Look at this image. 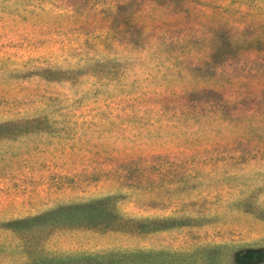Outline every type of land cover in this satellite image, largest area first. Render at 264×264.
<instances>
[{"label":"rangeland","instance_id":"obj_1","mask_svg":"<svg viewBox=\"0 0 264 264\" xmlns=\"http://www.w3.org/2000/svg\"><path fill=\"white\" fill-rule=\"evenodd\" d=\"M0 264H264V0H0Z\"/></svg>","mask_w":264,"mask_h":264}]
</instances>
